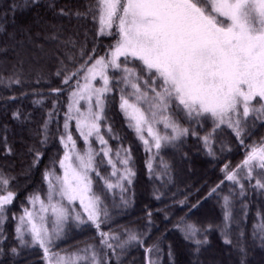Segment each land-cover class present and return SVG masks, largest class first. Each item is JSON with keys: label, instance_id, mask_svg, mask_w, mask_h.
I'll return each instance as SVG.
<instances>
[{"label": "trees", "instance_id": "16d2710c", "mask_svg": "<svg viewBox=\"0 0 264 264\" xmlns=\"http://www.w3.org/2000/svg\"><path fill=\"white\" fill-rule=\"evenodd\" d=\"M99 28L97 0H0V177L8 180L0 184V195L14 194L0 219V264H44L43 249L17 239V219L31 196L45 194L46 174L58 169L65 154L66 106L77 80L96 58H106L118 39L115 25L113 35L101 36ZM65 76H71L68 83ZM106 98L104 118L116 136L109 142L128 148L132 183L124 198L114 195L103 208L108 216L101 215L99 229L68 224L50 251L77 252L90 260L91 251L83 250L91 245L104 264H264L261 230L253 228L258 216L264 225V202H252V186L247 187L245 224L237 201L238 215L225 227L218 203L225 191L237 197L226 173L240 171L251 149L264 145V117H250L239 138L230 129H217L209 147L202 137L211 131V121L196 125L181 118V125L197 134L157 156L162 166L149 168V155L121 115L117 88ZM93 178L97 185L99 178ZM187 225L197 229L195 235ZM101 232L109 233L114 249L100 243ZM129 233L138 240L119 247Z\"/></svg>", "mask_w": 264, "mask_h": 264}, {"label": "snow or ice", "instance_id": "6c2138e0", "mask_svg": "<svg viewBox=\"0 0 264 264\" xmlns=\"http://www.w3.org/2000/svg\"><path fill=\"white\" fill-rule=\"evenodd\" d=\"M33 3H38V0H33ZM97 9L99 35H113L111 29L115 25L118 39L107 58H96L91 67L86 68L83 76L85 83L80 84L77 80V88L72 93L74 104H78L80 99L89 100L87 113L76 108L79 113L76 118L77 130L84 136L89 147L84 155L75 151V142L71 134L67 133L69 125L66 121L64 127L67 141L72 147L60 161L64 175L57 177L58 187L50 184L47 207L38 196L32 198L34 206L40 203L41 214L38 218H34L33 213L27 209L25 216L20 217L21 225L25 224L27 218V231L32 242L39 245L46 255L50 251L49 245L60 239L62 224L73 211L60 202L52 203L54 196L58 195L69 205L79 201L87 217L85 220L81 213L72 217L79 224L91 222L99 229L103 222L101 215L105 218L108 216L107 210L101 208L104 193L98 194L92 188L93 179L90 174L94 172L100 176V173L89 137L95 134L99 143L105 145L101 151L104 157L109 158V164H112L111 175L117 176V172H121L115 183L101 177L105 180V188L112 190L118 187L123 192L125 188L122 182L132 183L131 177L135 173L128 166L130 152L121 157L117 151L116 159L124 165L122 170L117 169L109 157L111 149L100 133L105 94L112 91L113 87L119 88L123 84L120 88V109L129 118V127L149 146V150L151 147L159 150L162 141L196 135L195 130L190 133L189 128L180 124L181 118H187L189 122L197 118L212 121L211 131L202 137L205 146L209 147L210 139L222 126L231 128L239 138L242 135V121L250 112L257 113V118L264 117V0H97ZM129 58L140 63H132L129 67ZM109 68L122 73L114 85H110V79L114 77H109ZM77 74L72 73L73 76ZM97 77L102 81L100 87L92 84ZM142 78L145 88L151 87V97L147 91L141 90L138 81ZM70 79L71 76H65L64 83ZM129 86L133 91L127 96H134V102H130L124 94ZM93 97L95 111L91 104ZM254 100L259 107L252 104ZM140 101L148 104L147 112L137 106ZM173 105L175 110L168 114ZM154 123H163L165 129L171 128V135L161 136L154 130ZM145 130L151 137V144L143 135ZM108 131L111 132V129ZM65 147L68 148V143H65ZM72 153L75 154V163L72 162ZM209 154H212L211 148ZM36 155L39 157V151ZM253 161H258V166L264 169V146H254L243 161V166L248 167L249 176ZM226 179L238 183V172L228 171ZM0 184L7 185L8 180L0 177ZM257 187L264 188V183L257 181ZM13 199L12 192L0 195V219L4 218L5 205ZM224 203L227 209L230 204L227 196L224 197ZM49 208L54 217L51 232L47 227L48 217L44 215ZM229 218L230 213L226 212L225 219ZM187 229L192 235L197 231L192 225H187ZM16 232L17 239L25 242L21 227H17ZM100 235V243L114 249V245L109 243V233L101 232ZM260 238L264 241V225L261 226ZM111 239L118 237L112 236ZM137 240L136 234L129 233L128 239L119 247L123 248L125 244ZM195 243L199 245L202 241L196 240ZM225 243L231 242L225 239ZM93 247L90 245L83 250L85 254L91 251L90 260L87 255L76 256L70 258V264H76L77 260H88V264H104L98 258V253L92 251ZM56 264H65V258L57 257Z\"/></svg>", "mask_w": 264, "mask_h": 264}, {"label": "rangeland", "instance_id": "374dc122", "mask_svg": "<svg viewBox=\"0 0 264 264\" xmlns=\"http://www.w3.org/2000/svg\"><path fill=\"white\" fill-rule=\"evenodd\" d=\"M120 59H121V61L124 60L123 57H121ZM129 60H130L129 67L132 66V63H135V64H139L140 63L139 61H132L131 58H129ZM108 75H109L110 78L114 77V79H110V85H113V84L116 83V80H118L121 77L122 73L119 70H115L114 71L113 69L109 68L108 69ZM145 78H146V74H145ZM84 83H85V81H84V79L82 77V79L80 81V84H84ZM138 83H139L142 91H147L148 92L149 97H151L153 95V93L151 92V87H148L147 89L145 88L144 78H142L140 81H138ZM92 84H93L94 87H100V86H102V81L99 79V77H97L94 81H92ZM122 87H123V84H121L119 88L116 87L117 91L119 93V102H118L119 109H120V103H121V99H120L121 91H120V88H122ZM76 88L70 93L69 98H68V102H67V106H66L67 112H66L65 122L67 121V123L69 125V127L67 129V133L71 134L72 140L75 142V151L79 152L81 155H84V153L87 151V149L89 147V144L85 143L84 136H82L80 131L77 130L76 118L79 116V113L76 111V108L79 107L81 112L87 113L88 108H89V100L87 98L80 99L78 104H74L73 103L74 98L72 97V93L76 90ZM132 91H133V89L129 86L128 88H126L124 90V94L127 96V94L132 92ZM111 92L112 91H110V92L105 94L104 113H105L106 102H107V98L106 97ZM127 98L129 99L130 102H134L135 101V97L134 96H127ZM262 103H264V102H262ZM91 104L93 106V110L95 111V107H94V105H95V97L92 98ZM252 104L255 105L256 107H259V105L257 104V102L255 100L252 101ZM70 106H71V111H70ZM137 106L141 107L142 110L147 112L148 104L146 102L140 101L137 104ZM174 110H175V106L173 105V107H171L169 109V113L168 114H171ZM120 112H121V115L123 116V119H124V122H125L126 126L128 128H130L134 132L135 138L139 142L141 148L143 149V151L145 153H147L149 155L148 156V161H147V165H148L149 168H152L153 166L158 167L159 165L162 166V161H160L158 159L159 157L157 158V156H159V155L162 156L168 150L172 149L175 146V144H177L178 142L182 141V139L186 137V136H183L180 139L173 140V141H162L161 142L162 143V147L159 150H157L155 147H151L150 150H149V146H146L144 144V142L138 137V135L134 131V129L129 127V124H130L129 118L125 115V113L121 109H120ZM104 113H103V115H104ZM69 117H71V118H69ZM250 117H257V113L250 112L249 116L246 119H243L242 127L246 124V122L250 119ZM182 119H183L184 122L188 121L187 118H182ZM197 120H199V122H197ZM203 120L204 119H202V118H197L196 120H192L190 122L192 124L198 125ZM208 120H210V119H208ZM179 122L181 124V120ZM211 123H212V121H211ZM100 124H101L100 133H101V135H103L104 139L107 141V147L111 149V152L109 153V157L113 160V163L116 165V168L122 170L124 165H122L119 162V160L116 159V153L119 150L120 156L124 157L126 155V152H128V150H127L128 148L124 149V148H122L120 146H113L109 142L111 139H116L115 134L112 132L113 130H111V132L108 131V129L109 128L111 129V127H110L109 124H107V122L105 121V118L100 121ZM64 125H65V123H64ZM153 128H154V130H157L158 133L161 136H163L165 134L171 135V128L165 129L163 123H154L153 124ZM222 128L230 129V131L233 132L232 134H235V132L231 128H228L226 125L222 126L219 129L220 132L222 131L221 130ZM143 135L145 136L146 139L149 140V143L151 144V142H152L151 141V137L148 136V133H147L146 130L143 133ZM113 136L115 138H112ZM88 139H89V143L91 145V148L96 153L95 163H96V166H97V170L100 173V176H96L94 172L90 174L92 176V179H93L92 188H94V183L96 185V182H97V180H96L97 178H93V177H98L99 178L98 180L100 182L96 185V187L93 189V191L98 193V194L101 193V192L104 193L102 195V197H101V199L103 201V203L101 204V208L103 209V208H105L107 206L110 207V202H111V199L113 198L114 195L115 196L117 195L119 198H124L123 194L126 193V191L129 188L130 184H128L127 181H123L122 182L124 184V188H125V190L123 192H121L120 188H118V187L117 188H113L112 190H107L105 188V180L101 179V177H104L105 179H108L111 182L115 183L117 177L119 175H121V172H117V176H112L111 175V173L113 171L112 164H109V162H108L109 158L104 157V154L101 151V149L104 148L105 145H102V144L99 143V141L95 137V134L92 137H89ZM62 141H63L64 147H65V143H68V148L65 147V153H66V152L69 151V149H71L72 145H71L70 142L67 141L65 127H64V136H63ZM209 142L212 143V140H210ZM64 155H63L61 160L64 159ZM71 155H72V162L75 163L76 162L75 161V154L72 153ZM98 156H100L99 159H97ZM60 161L56 165V167L58 168L57 170H56V168L52 167L49 170V172H47V174H46V178H45L46 192H45V194H43V195L34 194L33 196H31L29 198V208L27 209V211L32 212L34 218H38V215L41 214L40 213V203L37 202L35 204V206H34L33 203H32V198L38 196L40 201H42L46 207L48 206V204H49L48 193H49L50 184L51 185H57V187H58L57 177H63V175H64V170L60 167ZM131 162L132 161H131V158H130L129 165H128L130 168H131ZM258 165H259L258 161L251 162V167H252L251 176L248 175V167L242 166L240 171H238V180H239V182L235 183L233 181H230L231 183H233L237 187V192H236L237 193V197H234L231 194H229V192L225 191V192H223L221 197L218 198V203H219V205L222 208V214L224 216V219H225L226 212L230 213V218L228 220L225 219V227L231 225V222L235 221V218L238 215L237 212H235V211L239 210V209H238L237 206H234L237 201L240 202V204H241L240 210L243 211L244 215H245L244 218H243V223H241V224H245L244 222L246 221L247 210H249V204L246 205V203H247L246 197L250 193L248 191L247 187L252 186V188H253V190L255 192V194L253 193L254 194V199H253L254 201H252V202H255L256 206H258L261 201L264 202V188L257 187V181H260L261 183H264V169L260 168ZM131 179H132V177H131ZM245 183H247L248 185H246ZM226 196L229 198V201H230V204H229L227 209L225 208V203H224V197H226ZM57 202H60V203L63 204V206L68 207V208L73 210V211H71L70 218L62 224V232H61V235H60V237H61L62 234H63V231L65 230V228L67 227L68 224H71V225H74V226L82 225V224H79L78 222H76L72 217H74L77 213L83 214V208L80 207L79 201H76L72 205H69L66 200H61V198L58 195L54 196L53 199H52V203H57ZM111 203H113V202H111ZM44 215H46L48 217L49 223L47 224V227L49 228V231L51 232V230H52L51 221L54 219V217L52 216V213H51V208H49L48 212L45 213ZM21 216H25V210H24V212H23V214ZM21 216H19L18 219H17L16 228L17 227H21L22 232L24 233L23 240L25 241V243H28L29 246L36 247V248H39V249L42 250V248H40L39 245L34 244L32 242V240H31V235L27 231V229H28V225H27V222H26L27 218H25V224L24 225L20 224V217ZM83 218L85 220L87 219L86 214H83ZM88 223H91V222H88ZM261 226H262V224L260 222V217L258 216V218L256 217V219H254V221H253V228H255L256 231H259V230H261ZM16 236H18L17 232H16ZM55 241L56 240H54L53 243ZM51 245H49V248H51L50 247ZM76 253L77 252L62 254L63 258H65V264H70V258H75L76 256H78ZM44 255H45L44 256V264H54L53 262H50L51 260H49V258H51L54 255H58V253H52L51 251H49V253L47 255L44 252ZM59 255H61V254H59Z\"/></svg>", "mask_w": 264, "mask_h": 264}, {"label": "crops", "instance_id": "0c3cea01", "mask_svg": "<svg viewBox=\"0 0 264 264\" xmlns=\"http://www.w3.org/2000/svg\"><path fill=\"white\" fill-rule=\"evenodd\" d=\"M78 256H80L79 254H77ZM57 257H63V255L61 254V255H59V253H58V255H54V256H52L51 258H49V260H51L50 262H53L54 264H56V259H57ZM79 263V260L78 261H76V264H78Z\"/></svg>", "mask_w": 264, "mask_h": 264}]
</instances>
